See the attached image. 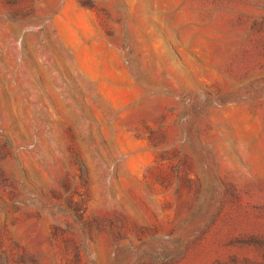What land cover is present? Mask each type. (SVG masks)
<instances>
[{
  "label": "rangeland",
  "instance_id": "374dc122",
  "mask_svg": "<svg viewBox=\"0 0 264 264\" xmlns=\"http://www.w3.org/2000/svg\"><path fill=\"white\" fill-rule=\"evenodd\" d=\"M0 264H264V0H0Z\"/></svg>",
  "mask_w": 264,
  "mask_h": 264
}]
</instances>
